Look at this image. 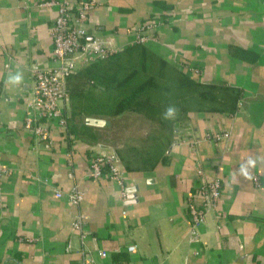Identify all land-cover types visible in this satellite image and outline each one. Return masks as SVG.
Listing matches in <instances>:
<instances>
[{"label":"crops","instance_id":"1","mask_svg":"<svg viewBox=\"0 0 264 264\" xmlns=\"http://www.w3.org/2000/svg\"><path fill=\"white\" fill-rule=\"evenodd\" d=\"M40 1L0 0V160L12 168L0 189V264H77L81 246L66 195L73 183L84 191L80 208L90 232L88 264H182L189 233L186 196L200 201L195 158L187 144L175 143L188 127L200 139L201 166L223 185L189 264H264V0H97L88 12L89 40L100 43L115 35L120 44H132L129 30L154 23L144 31L157 37L145 44L152 72L159 60L165 63L168 87L156 93L159 103L82 118L84 124L87 117L108 121L91 127L98 144L118 149L128 166L125 182L137 190L123 203L116 182L106 175L80 178L98 144L79 139L70 146L71 179L57 156L67 141L56 128L47 145L22 127L30 68L51 60L48 28L55 10L39 7ZM179 59L198 65V75L185 73L213 85L210 98L200 97L193 86L177 85L173 62ZM17 71L23 73L21 84H7ZM227 87L241 92L229 117L225 109L234 99ZM97 92L105 101L107 94ZM172 105L176 118L163 119ZM210 132H228L229 138L216 144L202 140ZM249 160L256 164L245 178L241 166ZM56 190L62 194L55 196ZM126 242L135 244L133 252H126ZM109 249L117 252L101 258L100 250Z\"/></svg>","mask_w":264,"mask_h":264},{"label":"built area","instance_id":"2","mask_svg":"<svg viewBox=\"0 0 264 264\" xmlns=\"http://www.w3.org/2000/svg\"><path fill=\"white\" fill-rule=\"evenodd\" d=\"M97 0H41L39 7L53 8L55 15L50 21L48 33L51 38V60L47 65H35L30 68V84L24 96V119L22 127L33 136L36 143L51 145L53 136L51 128H56L59 137L65 142L68 136V103L69 93L67 91V77L78 67L84 66L91 61L106 58L110 54L124 47L118 42L116 36L105 38L102 43L89 40V31L86 28L88 12L97 6ZM154 27V23L147 22L145 25L129 30L133 37L132 43H143L157 40L154 34H144V31ZM174 65L182 72L198 75L201 70L195 63L189 61L175 60ZM229 116L233 114L226 113ZM46 122V123H44ZM228 132L207 133L202 140L219 143L221 140H228ZM200 139L196 138L193 129L188 127L183 133L177 134L175 143L187 144L191 155L196 162V178L198 180V194L200 201L193 196H186V211L189 220V233L186 243L184 261L182 264H189V256L196 252V245L201 242L200 229L206 224L217 211L221 198L223 185L221 180L208 174L201 166L197 157V149ZM35 146V145H34ZM58 158L65 161L72 179L73 152L67 145L57 152ZM92 159L86 170L80 175L81 179L97 180L106 175L115 181L119 189L118 199L121 203L126 201L127 192L125 168L118 159L114 150L98 145L92 148ZM11 166L0 160V189L3 178L11 173ZM60 190L55 191V196H60ZM72 211L70 214L71 227L76 233L80 242L79 260L77 264H88L89 249L86 245L90 238L87 216L81 211V202L84 198V191L80 185L73 183L66 193ZM212 221L216 219L212 217ZM66 250L72 246V238L66 240ZM126 252L131 253L135 244L126 242ZM117 250H100L101 258L108 254L116 253Z\"/></svg>","mask_w":264,"mask_h":264},{"label":"trees","instance_id":"3","mask_svg":"<svg viewBox=\"0 0 264 264\" xmlns=\"http://www.w3.org/2000/svg\"><path fill=\"white\" fill-rule=\"evenodd\" d=\"M151 69L148 48L145 44L136 42L122 47L106 58L91 61L75 69L67 77V145L70 147L79 139L91 144L100 143L95 130L82 122L85 116H116L126 110L142 106L149 108L153 103H159L156 93H164L168 87L164 84L165 63L159 60L158 69L155 72ZM82 78L85 79L84 83L81 82ZM176 81L179 87H195L197 94L204 98H210L215 88L213 85H202L180 70ZM96 90L107 94L105 101L95 98ZM224 90L229 92L228 97L233 96L234 99V104L225 109V113L233 114L237 111L241 92L235 87ZM114 152L127 171L128 166L120 157L119 150L114 149ZM151 161L154 162L153 159Z\"/></svg>","mask_w":264,"mask_h":264},{"label":"clouds","instance_id":"4","mask_svg":"<svg viewBox=\"0 0 264 264\" xmlns=\"http://www.w3.org/2000/svg\"><path fill=\"white\" fill-rule=\"evenodd\" d=\"M22 80H23V73L20 71H17L14 73H10L8 75V79L6 83L9 85L16 86V85H20ZM177 112H178V109L174 105L169 106L163 113V119L174 120L176 118ZM255 164H256V161L249 160L247 166H244V165L241 166V173L245 176V178H250L248 176L247 168L255 167Z\"/></svg>","mask_w":264,"mask_h":264},{"label":"water","instance_id":"5","mask_svg":"<svg viewBox=\"0 0 264 264\" xmlns=\"http://www.w3.org/2000/svg\"><path fill=\"white\" fill-rule=\"evenodd\" d=\"M85 123L87 125H90L93 127H104L105 125L108 124V121L105 119H102V118L87 117V118H85ZM98 146L99 147H106L105 145H102V144H98ZM125 190L127 193L129 192L132 194L137 190V188H136V186H128ZM132 197H133V194H132V196L130 194L127 196V198H129V199H131ZM15 262L17 264H20L17 260H15Z\"/></svg>","mask_w":264,"mask_h":264},{"label":"rangeland","instance_id":"6","mask_svg":"<svg viewBox=\"0 0 264 264\" xmlns=\"http://www.w3.org/2000/svg\"><path fill=\"white\" fill-rule=\"evenodd\" d=\"M83 80H85L84 78H82L81 82H83ZM84 83V82H83ZM97 91H100V90H97ZM96 92V91H95ZM101 92V91H100ZM86 94V92H85ZM98 95H96L95 93V96H97V98H99L101 100V96H100V93L97 92Z\"/></svg>","mask_w":264,"mask_h":264}]
</instances>
